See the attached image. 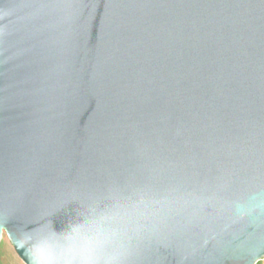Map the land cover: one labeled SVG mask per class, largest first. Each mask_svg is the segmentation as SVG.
<instances>
[{
  "label": "water",
  "instance_id": "obj_1",
  "mask_svg": "<svg viewBox=\"0 0 264 264\" xmlns=\"http://www.w3.org/2000/svg\"><path fill=\"white\" fill-rule=\"evenodd\" d=\"M24 264L264 259V0H0V240Z\"/></svg>",
  "mask_w": 264,
  "mask_h": 264
},
{
  "label": "rangeland",
  "instance_id": "obj_2",
  "mask_svg": "<svg viewBox=\"0 0 264 264\" xmlns=\"http://www.w3.org/2000/svg\"><path fill=\"white\" fill-rule=\"evenodd\" d=\"M0 264H24L14 252L5 235L0 240ZM256 264H264V259L259 260Z\"/></svg>",
  "mask_w": 264,
  "mask_h": 264
}]
</instances>
